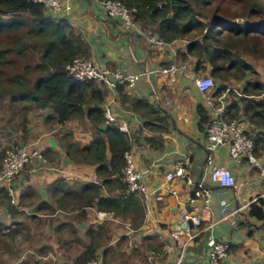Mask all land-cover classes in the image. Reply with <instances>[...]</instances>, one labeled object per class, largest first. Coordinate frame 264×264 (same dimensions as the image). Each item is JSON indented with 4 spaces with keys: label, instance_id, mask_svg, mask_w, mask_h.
Returning a JSON list of instances; mask_svg holds the SVG:
<instances>
[{
    "label": "crops",
    "instance_id": "crops-1",
    "mask_svg": "<svg viewBox=\"0 0 264 264\" xmlns=\"http://www.w3.org/2000/svg\"><path fill=\"white\" fill-rule=\"evenodd\" d=\"M46 16L65 20L73 28L74 34L80 35L88 43L90 57L99 64L113 68L151 70L167 65L174 58L179 61L175 57L176 51L185 48V42L181 39H173L164 47L150 44L142 27L129 28L118 18L107 17L97 0H63L58 13L46 12ZM183 62L195 74L208 71V67L204 71L194 69L193 62L189 60ZM121 92L117 93L112 111L118 124L126 122L128 150L136 165L144 170L145 192L137 195L143 213L140 225L133 227L130 220L123 216L98 210L95 205H82L75 200L74 192L79 190V184L100 181L95 174L94 164L69 159L64 150L63 138L80 144L90 140L92 129L86 117L58 122L49 107L33 106L26 113L25 136H20L22 130L19 129L12 138L34 143L42 150L47 163L37 170L26 166L16 176L13 182L16 196L15 201L11 202L16 208L13 213L5 207L3 200L6 197L0 190V255L4 252L6 264H30V258L22 262L25 261L22 258L31 256H28L29 252L34 253L38 264H48L44 260L51 255L50 251L63 249L61 245L65 241L66 225L73 228L76 241H80V253L92 241L91 234L103 237L105 232L111 233L101 245L97 242L94 256L90 258L97 260L98 264H172L177 248L185 239L184 232L179 230L184 211L197 212L202 216L197 227L199 233L186 243V262L205 257L206 241L212 236L230 244L229 253L222 264H264V220L252 216L249 207L227 219L221 218L235 205L252 201L260 193L262 187L254 167L245 160L230 158L226 147L217 148L213 152V163L223 164L230 169L235 177L236 194L233 189L210 183L211 197L206 207L200 200H189L192 191L182 179L166 180L164 177L166 171L179 163L192 178H199L209 168L205 162L204 147L206 122L199 125L198 113L199 108H206L202 103V94L192 79L177 73L170 80L167 74L149 72L136 81L133 94ZM120 94H125L127 98ZM133 98L146 100L158 109L159 114L165 115V130L160 132L144 127L145 117L140 114L139 108L134 110ZM238 120L248 129L243 117L239 116ZM12 138L2 139L9 143ZM258 149L261 153L257 156L264 163V146ZM102 191L105 194L118 193L117 189L110 191L104 188ZM67 202L71 205L66 206ZM35 220H41L45 235L41 244L37 245L31 241L39 229H35ZM211 222L213 225L208 227ZM105 224L108 225L104 232L101 227ZM22 228H27L32 237L30 245L20 249L19 245L26 241V238L22 240L19 236L23 234ZM88 228L92 229L91 233L87 231ZM76 230L81 238L76 237ZM119 240L124 242L121 247ZM34 247L40 252L47 249L48 255L36 254ZM109 247L113 251H123L125 258L120 262V258L114 254L108 262L106 256ZM12 250H19L14 257L9 255ZM134 250L140 252L141 256L129 254ZM62 261L55 255L54 263L68 264L67 260Z\"/></svg>",
    "mask_w": 264,
    "mask_h": 264
},
{
    "label": "trees",
    "instance_id": "trees-1",
    "mask_svg": "<svg viewBox=\"0 0 264 264\" xmlns=\"http://www.w3.org/2000/svg\"><path fill=\"white\" fill-rule=\"evenodd\" d=\"M134 8L133 21L146 33L154 34L170 42L181 39L184 50L176 51L179 61L193 62L194 69L206 70L215 82L214 94L226 91V115L229 119L243 117L248 123L246 132L253 135L257 148L264 146V80L245 59L248 49L264 56V18L235 22L223 14L218 0H118ZM243 6L254 14H263V0H241ZM209 8L211 14L203 17L201 11ZM25 27V30L21 31ZM0 97L6 98L10 107L18 110V123L25 136L26 113L34 106L49 107L55 120L64 122L86 117L92 129L88 142L64 139V150L69 159L94 164L100 181L79 184L75 200L82 205H95L98 210L112 212L130 220L133 227L142 222L141 200L137 194L128 192L121 181L124 165L123 152L129 147L127 133L116 121H107L103 114L104 95L102 88L93 81H79L69 77L65 63L75 56H90L88 43L65 20L46 16L41 3L32 0H0ZM30 42H23V37ZM12 37V38H11ZM241 47V50L237 48ZM34 51L35 54H32ZM29 56L21 68L19 60ZM238 81L240 84H232ZM121 92V87L118 88ZM124 99L127 96L120 94ZM134 110L139 108L145 117L144 127L150 130H165V115L159 114L149 102L141 98L131 99ZM141 110V111H140ZM199 125L206 122L208 114L199 108ZM157 124H154V123ZM11 141V140H10ZM9 144V143H8ZM8 144L5 146L7 147ZM116 194H105L102 189ZM0 190L8 211L14 212L5 187ZM264 200L249 204V213L264 220ZM91 233L92 229L87 230ZM92 241L74 260L84 264L94 256L98 245Z\"/></svg>",
    "mask_w": 264,
    "mask_h": 264
},
{
    "label": "built area",
    "instance_id": "built-area-1",
    "mask_svg": "<svg viewBox=\"0 0 264 264\" xmlns=\"http://www.w3.org/2000/svg\"><path fill=\"white\" fill-rule=\"evenodd\" d=\"M41 3L45 12L58 13L62 9L63 0H32ZM104 9L107 17L118 18L123 25L129 28H137V24L132 19L134 8L127 7L118 0H97ZM147 41L157 47H164L167 43L162 38L154 34H145ZM66 74L79 81H93L103 90L104 103L103 114L107 121H115L112 105L116 101L118 88L126 94H133L136 88V81L149 72L167 74L172 80L175 74H183L192 79L197 90L202 94L208 118L205 123V162L209 168L202 173L199 178L190 177L183 164L179 163L173 169L164 173L166 180L179 178L191 189L190 201L200 200L204 207L208 205L211 197L209 184L217 185L224 189H233L235 193V177L230 169L223 164L213 163V152L220 146L226 147L230 158L241 161L245 160L254 167L261 183L260 193L252 201L240 203L230 209L221 218L227 219L230 215H235L251 202H257L259 198L264 200V163L256 155V147L253 135L246 132V128L237 118L229 119L226 115L227 94L226 91L214 94L215 82L212 76L207 73L195 74L188 68V64L177 61L175 58L165 66L156 68L131 71L123 68H113L96 62L92 57L75 56L65 63ZM119 128L127 133L128 129L125 121L119 123ZM124 165L121 171V181L125 184L128 192L142 195L145 192L144 170L139 168L131 152L127 149L123 152ZM47 160L42 150L32 142L12 140L4 151L0 160V185L6 188L10 202L15 201V188L13 186L16 176L30 166L32 170H37L41 165H46ZM13 192V193H12ZM15 195V196H14ZM264 217V204L262 206ZM202 216L197 212L184 211L182 213L179 230L184 232L185 239L176 250L172 264H222L230 250L229 242L218 240L210 236L206 241V256L185 261L186 243L192 240L199 232L198 225ZM234 222V221H232ZM213 225L211 222L209 226ZM85 264H98L97 260L89 259Z\"/></svg>",
    "mask_w": 264,
    "mask_h": 264
},
{
    "label": "rangeland",
    "instance_id": "rangeland-1",
    "mask_svg": "<svg viewBox=\"0 0 264 264\" xmlns=\"http://www.w3.org/2000/svg\"><path fill=\"white\" fill-rule=\"evenodd\" d=\"M218 1H219L221 9L223 11V14L227 17L232 18L235 22L243 23L246 20H248V18L250 20H257L259 18H264V8L262 10L263 14H261L259 16L257 14L252 13L251 11H249V9L245 8V6H243V3L241 0H218ZM263 6H264V0H263ZM201 14L203 17H206V16H209L211 14V12H210L209 8L205 7V10L201 11ZM20 30L21 31L25 30V27H23ZM9 39H10V37L5 39L4 36H0L1 43H3V42L7 43L9 41ZM21 40L24 43L27 41L30 42V38H27L25 36ZM252 45L253 44H250L248 46V49L243 51V56L245 55V59L255 68V70H257V72L259 73V77L262 80H264V56H262L258 53H254L253 51H250ZM237 49L241 50L242 48L238 47ZM32 54H35L34 51H32ZM28 60H29V56L26 57V55H25L24 57H22L19 60V63L16 66L18 68H21L24 65V62H26ZM202 74H204V73H202ZM232 84L237 85L240 83L238 81H236V82H232ZM7 103H9V102L6 98L0 97V138H1L0 139V160L4 155V151L6 149L5 145L8 143V142L5 143L6 141L2 138H5V137L12 138L13 136H15V134H17L16 132H18V130L20 129L19 125H18V123L21 120L20 112L18 110H14L15 108L10 107V105L9 104L7 105ZM1 140H4V141L1 142ZM11 140H17V139L12 138ZM258 146H261V145L259 144ZM257 151H258V156H260L261 152L259 151L258 148H257ZM70 205L71 204H69V202H67L66 206H70ZM55 222H56V220H55ZM105 225L106 226L101 227V230L104 232L107 229L108 224H105ZM41 226H42L41 220L40 221L35 220V229H37V228H39V229L36 231V233H34L33 237L30 235V231H28L27 228L26 229L22 228L23 234L19 235V236L21 237L22 240H23V238H26L25 239L26 241H24V243L22 242L19 245L20 249L22 247H24L25 245H30L29 240L31 237H32L31 241H33L34 245H37L39 243L41 244L42 237L43 236L45 237L44 231H42ZM73 232H74V230L72 227H70L68 225L65 226V236L63 237L65 239V241H63L64 243L61 245L63 249L57 250L56 252L50 251L51 255H49V257H47L48 259L44 260L45 262H47L48 264H56V263H54L55 262V255H58L60 257V260H63L62 262L67 260L68 264L69 263L73 264L72 262H74V259H76L79 256L80 251H81V249H80L81 243H80V241L79 242L76 241L75 235ZM76 232H77L76 237L81 238V237H79L77 230H76ZM103 235H104L103 237H100L101 235L98 236V235H95L93 233L90 235V237L94 236V239L97 238L95 241H98L99 244L101 245L102 243H104L109 238L111 233L105 232V234H103ZM119 241L122 242V243H120V247H121L124 242L122 240H119ZM19 250L9 251L10 257H12V256L14 257V253L18 252ZM46 250H44V252H40V251H37V248L34 247L33 251L36 254L40 253L38 255H48ZM0 252H2V251H0ZM3 253L0 255V263L6 264L7 260L5 259V256L3 257ZM6 254H7V252H5V255ZM107 254H108V256H106V258L108 259L107 260L108 262H110V257L114 254H116L117 257L120 258V262L125 258L123 251H121V250L113 251L112 247L107 252ZM129 254L130 255L136 254V255H138V257L141 256L140 252L136 253V250L129 252ZM29 255H31V256H29ZM28 256L29 257H27L26 259L22 258V260H25L22 262H26V260L29 261V258H30V261H31V262H29L30 264H38L39 263L38 259H34V257L36 258L34 253L29 252Z\"/></svg>",
    "mask_w": 264,
    "mask_h": 264
}]
</instances>
